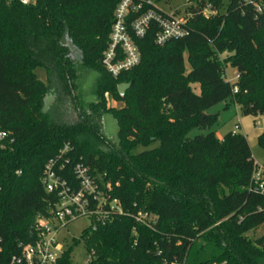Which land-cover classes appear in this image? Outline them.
<instances>
[{
    "label": "trees",
    "instance_id": "1",
    "mask_svg": "<svg viewBox=\"0 0 264 264\" xmlns=\"http://www.w3.org/2000/svg\"><path fill=\"white\" fill-rule=\"evenodd\" d=\"M163 1L171 0H157ZM119 2L0 0L2 257L32 242L37 217L55 209L59 197L44 188L43 172L69 144L59 174L74 181V167L82 164L122 210L107 204L105 219L92 217L76 241L86 245L89 264H264V235L248 237L264 225V194L254 189L256 163L246 137H190L210 130L218 116L208 111L227 101L243 116L264 118V14L244 0H229L225 14L221 0H189L188 35L158 46L153 24L137 41L141 65L115 78L102 59ZM79 67L97 74L95 100L80 106L79 122L55 121L42 107L47 87L36 70L55 76L78 103ZM229 68L238 75L234 84ZM122 84L131 85L123 97ZM106 94L122 107L108 108ZM107 116L118 124L115 142L99 126ZM258 140L264 150V132ZM262 176L264 182V166ZM58 264H72L71 250Z\"/></svg>",
    "mask_w": 264,
    "mask_h": 264
},
{
    "label": "built area",
    "instance_id": "2",
    "mask_svg": "<svg viewBox=\"0 0 264 264\" xmlns=\"http://www.w3.org/2000/svg\"><path fill=\"white\" fill-rule=\"evenodd\" d=\"M244 1L251 5L257 14H264L262 0ZM35 2L36 0H20L23 5ZM157 4V0H120L118 3L111 28L109 47L102 59L103 67L113 77L116 78L123 72H128L139 66L141 52L137 41L146 37L153 24H156V28H158L155 39L158 46L188 35V21L185 14H166L157 7ZM131 15H135V17L131 18ZM233 92L237 93L238 88H234ZM240 128L239 125H236L235 131H239ZM4 137L5 134L0 133V141ZM69 151L70 145L67 144L61 150L59 157L56 160H51L43 172L42 184L44 188L48 193H57L59 197V202L52 214L48 217H37L33 241L28 244L20 242L17 255L9 258L2 257L4 248L0 239V264H58L62 255H57V252L61 250L57 239L59 232L66 224L80 216L97 217L98 220L105 219L108 212L104 208L107 204L112 211L122 214L118 201L114 200L110 203L95 180L89 175L88 168L82 164L74 167V181H69L59 174L65 170L66 165L58 163ZM262 173L263 168L259 170L256 165L253 176L254 189L264 194ZM91 200L97 203L96 208H91Z\"/></svg>",
    "mask_w": 264,
    "mask_h": 264
},
{
    "label": "rangeland",
    "instance_id": "3",
    "mask_svg": "<svg viewBox=\"0 0 264 264\" xmlns=\"http://www.w3.org/2000/svg\"><path fill=\"white\" fill-rule=\"evenodd\" d=\"M201 3H208L210 0H198ZM222 6L219 10L221 14H225L228 9L229 0H221ZM189 0H171L163 1L157 4V7L165 12L166 14H172L176 12L184 13L189 7ZM117 8V6H116ZM116 10V9H115ZM146 12V9L143 11ZM204 14L210 16V10L205 9ZM115 16V12H114ZM135 15H131L134 18ZM111 35V33H110ZM77 54L74 57L77 58ZM142 62V55H141ZM141 63L139 64V66ZM186 66L189 68L188 62ZM38 78L46 85L47 91L42 97V107L46 109V112L52 117L53 120L74 124L80 121V112L78 107L87 108V104L93 100L92 91L90 93V85L92 84V78L97 74L88 71L86 69H78V79L75 81L77 86L76 95L78 96V103L76 104L69 94L65 91H61L58 86V80L52 74L43 68L36 70ZM93 75V76H92ZM228 81L231 84L237 82L236 70L229 68L227 70ZM61 83V81H60ZM61 91V92H60ZM195 91L199 93V88L196 87ZM107 100L108 108H120L122 105L118 103L115 96L109 94L105 95ZM210 115H217V123L208 131L195 130L191 133L190 137L194 138L199 135H206L209 132H215L218 139L223 140L224 137L229 133H237L246 137L250 149L253 155V159L260 170L264 166V150L259 144V136L264 132V118H252L243 116L239 107L230 101L220 103L208 111ZM239 125L241 128L239 131H235V126ZM99 126L102 133L112 142L117 140L118 124L113 118H106L100 120ZM145 214L141 211L140 214ZM92 225V219L86 216H80L73 219L58 234V242L61 250L57 252V255H63L64 252L71 250V261L72 264H89L91 257L88 253V249L84 243L76 244V241L80 240L84 230L88 229ZM264 235V225L258 230L250 232L248 237L250 239H258Z\"/></svg>",
    "mask_w": 264,
    "mask_h": 264
},
{
    "label": "water",
    "instance_id": "4",
    "mask_svg": "<svg viewBox=\"0 0 264 264\" xmlns=\"http://www.w3.org/2000/svg\"><path fill=\"white\" fill-rule=\"evenodd\" d=\"M129 88H131V85H129V84H122V85H119V87H118V91H119L120 96L123 97V96L125 95L126 91H127ZM45 112H46V109H45ZM110 118H112V117H110Z\"/></svg>",
    "mask_w": 264,
    "mask_h": 264
},
{
    "label": "flooded vegetation",
    "instance_id": "5",
    "mask_svg": "<svg viewBox=\"0 0 264 264\" xmlns=\"http://www.w3.org/2000/svg\"><path fill=\"white\" fill-rule=\"evenodd\" d=\"M93 76V75H92ZM94 77L95 78H92V84L90 85V93H91V91H92V89H93V87H94V85H95V82H96V79H97V77H96V75H94ZM95 99L93 98V100H91L90 102H92V101H94ZM76 104H77V102L76 101H74ZM77 106V110H78V112H80V116H81V110H80V107H78V104L76 105ZM106 118H109L108 116L107 117H104L103 118V120H105Z\"/></svg>",
    "mask_w": 264,
    "mask_h": 264
}]
</instances>
